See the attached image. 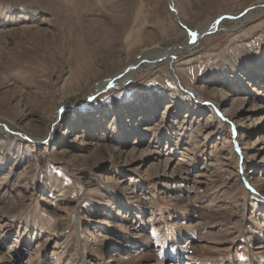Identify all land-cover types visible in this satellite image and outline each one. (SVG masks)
Returning a JSON list of instances; mask_svg holds the SVG:
<instances>
[{"label":"rangeland","instance_id":"rangeland-1","mask_svg":"<svg viewBox=\"0 0 264 264\" xmlns=\"http://www.w3.org/2000/svg\"><path fill=\"white\" fill-rule=\"evenodd\" d=\"M0 264H264V0H0Z\"/></svg>","mask_w":264,"mask_h":264},{"label":"bare ground","instance_id":"bare-ground-1","mask_svg":"<svg viewBox=\"0 0 264 264\" xmlns=\"http://www.w3.org/2000/svg\"><path fill=\"white\" fill-rule=\"evenodd\" d=\"M81 2H82V0H81ZM62 3V2H61ZM84 5H85V3H84ZM66 9V8H65ZM252 9V8H251ZM256 9H258V8H255V10L253 9L252 11L255 13V12H257L258 10H256ZM252 11H248V13L246 14V16H244L242 19H236L235 17H237L236 15H234L235 17H234V19L235 20H238V21H235L234 20V24H237L238 22H242V21H246V20H248L252 15H253V12ZM233 18V16L231 15V16H228V18H222V19H220V20H218V21H214V22H211V23H208V24H206L204 27H202V28H200V29H198L197 31H195V32H191V34L190 35H192L193 36V40H196L197 38H199V36L201 35V33H203L204 31L206 32L207 30L209 31H212V30H215V29H219L220 28V26L223 24V23H225V22H227V21H229V19H232ZM219 19V18H218ZM188 42V44H183V45H185L186 46V48H187V50L189 51V49H191V45H192V42H189V41H187ZM87 44V43H86ZM184 46V47H185ZM85 47V46H84ZM183 47V48H184ZM159 47L157 46V45H154V46H151L150 48H147V49H145V50H142L141 51V56H145L146 55V57H149L150 55H149V53L151 52H153V51H157L158 52V49ZM180 48V47H179ZM177 48H175V50H172V49H170V50H166V51H160L161 53H156V56L152 59V57H149V58H147V59H144V60H146V62H148L149 63V66H153V64L155 63V62H160V61H162V60H164V62L167 64V65H169L170 63H171V60H173V58L179 53V51L178 50H176ZM155 52H153V53H155ZM149 55V56H148ZM152 55V54H151ZM162 58V60H160ZM138 62V61H137ZM136 62V63H137ZM141 63V62H140ZM141 65H143V63H141ZM127 72H125L124 74L122 73V74H120V76H114V77H112V78H110V79H108V80H106V81H104L103 83H101L100 85H99V90H101L102 88H104V87H106V86H109L110 84H114V83H119V82H122V80H123V77L122 76H127L130 72H128L127 74H126Z\"/></svg>","mask_w":264,"mask_h":264}]
</instances>
